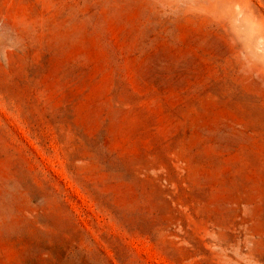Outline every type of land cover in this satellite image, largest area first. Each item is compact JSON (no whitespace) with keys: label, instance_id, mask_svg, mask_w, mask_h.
Here are the masks:
<instances>
[{"label":"rangeland","instance_id":"rangeland-1","mask_svg":"<svg viewBox=\"0 0 264 264\" xmlns=\"http://www.w3.org/2000/svg\"><path fill=\"white\" fill-rule=\"evenodd\" d=\"M0 264H264V0H0Z\"/></svg>","mask_w":264,"mask_h":264}]
</instances>
